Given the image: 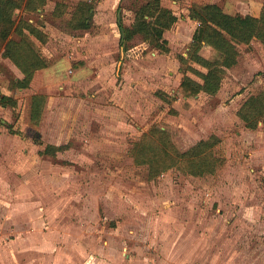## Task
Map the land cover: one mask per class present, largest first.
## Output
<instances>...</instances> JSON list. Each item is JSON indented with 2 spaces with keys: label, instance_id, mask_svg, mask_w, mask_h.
Returning a JSON list of instances; mask_svg holds the SVG:
<instances>
[{
  "label": "rangeland",
  "instance_id": "1",
  "mask_svg": "<svg viewBox=\"0 0 264 264\" xmlns=\"http://www.w3.org/2000/svg\"><path fill=\"white\" fill-rule=\"evenodd\" d=\"M80 1H36L15 15L44 32L46 41H33L46 67L70 57L74 45L81 52L76 38L85 32L100 34L102 46H86L96 63L91 68L80 69L85 60L71 56L47 79L42 68L29 87L18 88L12 80L24 74L2 55L0 40V84L17 101L0 103V264H42L41 246L23 239L21 225L32 220H44L50 229L34 240L61 238L56 254L50 246L45 252L58 259L65 249L71 258L66 264H264V116L251 128L239 115L251 96L264 91V42L239 45L238 63L226 70L216 94L185 97L179 86L186 76L202 82L188 65L206 71L185 60L198 22L177 24L183 13H175L178 20L165 32L169 52L137 36L126 53L120 27L111 39V30L102 34L95 23L88 30L75 26ZM144 1L120 0L109 11L111 21L131 25ZM263 5L220 0L231 14L260 16ZM104 11L99 17L106 21ZM109 41L116 62L107 72ZM201 53L218 55L208 45ZM36 94L46 95L39 121L32 118ZM213 137V171L193 174L182 162L153 174L148 162L138 161L160 146L183 152ZM48 145L60 149L46 153ZM28 201L38 203L43 219L31 205L15 221L12 209Z\"/></svg>",
  "mask_w": 264,
  "mask_h": 264
},
{
  "label": "trees",
  "instance_id": "2",
  "mask_svg": "<svg viewBox=\"0 0 264 264\" xmlns=\"http://www.w3.org/2000/svg\"><path fill=\"white\" fill-rule=\"evenodd\" d=\"M36 1L43 3L45 0H0V40L4 43L2 55L10 58L24 74L23 77L12 80L13 86L18 88L29 87L36 71L47 66L45 58L33 41V37L46 41L44 32L27 19L17 20L15 15L17 9L31 7ZM98 1L79 2L74 13V23L77 28L88 30L93 26ZM190 17L199 25L194 31L185 60L188 63L192 61L201 65L206 71L189 64L188 69L196 73L202 82L186 76L179 86V91L185 97L197 95L201 91L216 94L221 88L226 70L238 63L239 45L250 43L254 38L264 42V5L260 16L231 14L224 11L217 3L193 5L190 8ZM177 20L178 16L175 12L164 6L161 0H145L135 9V18L131 25H126L120 19V46L127 53L131 42L137 36H141L154 48L169 52V40L165 37V32ZM206 45L216 50L218 54L216 58L211 59L202 55L201 50ZM78 65L81 67L83 63L81 64L80 61ZM45 99L44 94H36L32 98V118L35 121H39L42 116ZM0 103L15 105L17 101L12 96L0 95ZM239 115L249 127L256 128L258 121L264 116V91L251 96L239 110ZM159 133L163 139L165 131L159 130ZM163 140L165 143V139ZM216 140V137L200 140L183 152L178 151L174 146H160V150L138 161L148 162L153 174L182 162H187L193 174H203L216 168L217 158L213 155L212 149L210 150ZM58 149L60 146L48 145L45 152L54 153Z\"/></svg>",
  "mask_w": 264,
  "mask_h": 264
},
{
  "label": "crops",
  "instance_id": "3",
  "mask_svg": "<svg viewBox=\"0 0 264 264\" xmlns=\"http://www.w3.org/2000/svg\"><path fill=\"white\" fill-rule=\"evenodd\" d=\"M120 2V0H102L100 1L97 6H96V12H95V15H94V23L95 25L97 26H100L99 29L102 30V34H104V32L108 31V29H110L111 31L108 33V35H110L112 39V35L114 33V29L116 28H119V21L118 22H113L111 21V14L109 13L110 10H112L113 8H116V4ZM172 4L169 6L170 8H172L174 10V12L180 16L182 15L181 13H183V17H180L178 22H176L177 24L179 23V21H182L183 23H192V24H195L197 23V21L193 20L191 17H190V8L195 4H206V3H217L220 5V0H171ZM108 5V6H106ZM105 9V11L103 12L104 14H106V21L101 19L99 17V15L101 14V11ZM108 11V12H107ZM246 14H250V13H246ZM256 16V15H254ZM105 24V25H104ZM194 29H195V25H194ZM107 34V33H106ZM98 35H93L91 33V31H87L84 33L83 36H80L76 39H79L78 42L79 44H81V52L78 51V47L76 45H74V48H72V55L71 56H77V59L78 60H85L83 66H81L80 69L82 68H91L93 67L96 63L93 62V60H91L90 58V54L88 53V49L86 46H90L91 45H95V46H102L103 43L101 41H99L100 39H103L101 38L100 34H99V39L97 38ZM115 38V36H114ZM117 40V39H116ZM96 41L98 44H96ZM99 41V42H98ZM115 42V40H112V42ZM109 43H111L109 41ZM75 44V43H74ZM115 44H109L107 45L106 47H108V57L105 61H107V63L103 64L104 66H106V71L109 72L112 68H113V64H115L116 60L114 58V52H113V47H114ZM101 48L97 49V48H94L93 52H98V50H100ZM71 56H65L63 58H60L59 60H57L54 65L52 64V66H49V67H46L44 68V71L42 72V74H44V78H46V76H51L53 74V68L54 66H57L58 63H63L64 65H68L70 64L71 62ZM91 60V61H90ZM1 85V84H0ZM2 92L3 94H9V95H13V90H11L10 88H2ZM31 205H37L38 206V209L40 210V214H39V219H43L42 218V215H41V211H43V209L38 205V203H34V202H27V203H24V202H21L20 204H17L15 205V208L12 209V211L14 212V215H15V218L14 220L17 221V222H20L19 221V216L20 215H23L25 212L22 211V209L26 206H31ZM23 223V222H21ZM43 223L44 220H40V221H35V220H32L30 223H27L26 221L23 223V225H21V229L22 230H25L27 232L26 236L23 237L24 241L27 242V243H30V244H35V245H38V246H41L40 247V252L38 253V258L40 257H44V260L42 261V264H44V262L48 261V264H60V262L65 259V264L66 262H69V260L71 261V258L69 257V252H67L65 249H62V246H59L62 250H65L66 252H62V250L58 251V256L59 258L56 259V257L54 258L53 256L54 255H50V254H46L45 251H48L50 250L49 249V246L50 248H52V250L50 252L55 253V246L58 248V240H61V238H57L53 241H50V238H48V236L46 237V239L43 241V242H39V240H34L35 239V235L39 234V233H43V232H47L49 230H45V228H43ZM29 225V226H34L35 230H31L30 227H26V225ZM51 228V227H50ZM17 229V227H16ZM20 229V227H19ZM29 232V233H28ZM52 234L58 236L60 233L57 231L55 232V230H52ZM50 235V234H49ZM31 238L33 240H31ZM70 238V237H69ZM69 240V239H68ZM67 240V241H68ZM46 242H49L46 244ZM53 244V245H52ZM60 252H61V255H60ZM65 253V254H64ZM46 255H49L50 257H46ZM48 258V259H47Z\"/></svg>",
  "mask_w": 264,
  "mask_h": 264
},
{
  "label": "built area",
  "instance_id": "4",
  "mask_svg": "<svg viewBox=\"0 0 264 264\" xmlns=\"http://www.w3.org/2000/svg\"><path fill=\"white\" fill-rule=\"evenodd\" d=\"M0 90H2V86L0 85Z\"/></svg>",
  "mask_w": 264,
  "mask_h": 264
}]
</instances>
